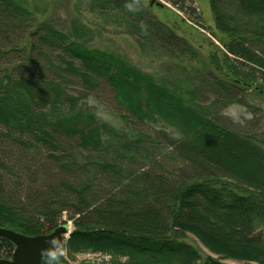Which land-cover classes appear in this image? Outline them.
<instances>
[{"label":"trees","instance_id":"obj_1","mask_svg":"<svg viewBox=\"0 0 264 264\" xmlns=\"http://www.w3.org/2000/svg\"><path fill=\"white\" fill-rule=\"evenodd\" d=\"M130 2L93 9L122 16L144 45L196 58L148 2L136 12ZM208 5L242 75L186 69L193 83L181 101L118 55L38 20L25 0H0V226L45 234L66 213L70 251L125 258L108 264H264V0ZM90 94L124 110L121 123L80 101ZM233 103L252 118L222 116ZM186 233L216 256L202 258ZM4 245L13 244L0 236Z\"/></svg>","mask_w":264,"mask_h":264},{"label":"rangeland","instance_id":"obj_2","mask_svg":"<svg viewBox=\"0 0 264 264\" xmlns=\"http://www.w3.org/2000/svg\"><path fill=\"white\" fill-rule=\"evenodd\" d=\"M25 1L28 8L34 12L38 20L51 19L59 24L58 27L63 31L72 34L73 39L82 42L87 47L103 50L115 56L118 55L138 71L161 81L170 91L180 93L181 101H184L183 99H185L186 93L193 83L192 69L190 73L186 69L210 64L216 73L222 76L232 75L241 77L242 75L230 64L232 63L230 59H233V56L225 52L223 44L220 41V39L225 38V35L214 28L208 0H177L180 8L170 0H157L161 2L162 6L156 5L155 3L149 4L151 11L157 18L172 27L176 34L185 37L198 51L196 58L193 59L169 56V54L164 53L159 47L142 44L136 35L132 34L130 27L122 16L114 13L94 11L93 0ZM143 1L145 3L148 2V0ZM181 2H184V6ZM191 6L195 7V11L190 9ZM184 7L187 9L184 10ZM224 53L227 55V59L222 56L225 55ZM242 69L246 71L245 67H242ZM232 70L235 71V74ZM258 80L256 79L254 81L259 83ZM66 89L74 95L82 94L80 88L75 85H70ZM175 94L178 96L177 93ZM89 97H93L94 100L89 102ZM261 98L264 99V95ZM80 101H86L85 103H88V105H93L102 120L108 121L113 125H119L121 123V118L118 114L119 112H124V110H120L111 105L110 102L105 101L102 97L95 99L90 94L85 98H81ZM242 111L245 113V116L249 115L245 107H242ZM216 180L218 183L226 182L221 179ZM63 222L68 224L69 231L64 233L61 239L65 248V254L61 257V260L64 261V264H89L83 258L84 256L82 254L84 252H92V250L71 252L68 248L67 240L70 231L74 229V224L71 219H68L66 213L62 214L58 225ZM183 239L196 247L202 258L208 254L216 256L203 246L191 233H186ZM13 247L12 245L9 250L5 245L0 246V257L10 258ZM102 255L105 254H101L100 257H103ZM111 258L125 259L123 256L114 255H111ZM44 261L45 259L42 260V263ZM223 261L235 264L242 263L230 259Z\"/></svg>","mask_w":264,"mask_h":264},{"label":"water","instance_id":"obj_3","mask_svg":"<svg viewBox=\"0 0 264 264\" xmlns=\"http://www.w3.org/2000/svg\"><path fill=\"white\" fill-rule=\"evenodd\" d=\"M149 4H162L155 0H148ZM69 231L66 222L57 225L52 231L45 234L26 235L16 230L0 226V236L9 240L14 248L10 258H0V264H39L41 250L49 247L53 238L61 241L64 233ZM71 232V231H70Z\"/></svg>","mask_w":264,"mask_h":264},{"label":"clouds","instance_id":"obj_4","mask_svg":"<svg viewBox=\"0 0 264 264\" xmlns=\"http://www.w3.org/2000/svg\"><path fill=\"white\" fill-rule=\"evenodd\" d=\"M125 7L132 12L139 11L141 8V0H131ZM142 28L146 29V25L141 24ZM94 100L93 97H89V102ZM221 115L225 118L231 119L233 123L243 124L245 119H251V115L245 116L242 111V106L238 104H230L226 108L221 110ZM65 254L64 244L56 238L49 241V247L41 250V256L45 258V264H60L61 257Z\"/></svg>","mask_w":264,"mask_h":264},{"label":"built area","instance_id":"obj_5","mask_svg":"<svg viewBox=\"0 0 264 264\" xmlns=\"http://www.w3.org/2000/svg\"><path fill=\"white\" fill-rule=\"evenodd\" d=\"M173 4H175L176 6L179 7V3L177 2V0H170ZM182 5L184 6V2H181ZM187 5H189L187 3ZM180 8V7H179ZM183 9V8H181ZM187 8L184 7V10H186ZM192 11H195V7L191 6ZM101 254H105L102 255L103 257H100ZM84 257V259L89 263V264H108L109 260L111 259V254L110 253H106V252H101V251H92V252H84L82 254ZM91 255V256H89ZM98 257H97V256ZM97 257V258H96ZM79 262V261H78ZM45 261L42 263V261L39 264H44ZM70 264H74V263H70Z\"/></svg>","mask_w":264,"mask_h":264}]
</instances>
